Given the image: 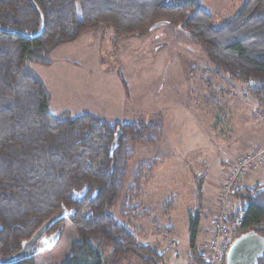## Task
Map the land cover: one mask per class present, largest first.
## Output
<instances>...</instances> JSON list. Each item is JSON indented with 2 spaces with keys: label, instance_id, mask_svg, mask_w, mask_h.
Wrapping results in <instances>:
<instances>
[{
  "label": "trees",
  "instance_id": "1",
  "mask_svg": "<svg viewBox=\"0 0 264 264\" xmlns=\"http://www.w3.org/2000/svg\"><path fill=\"white\" fill-rule=\"evenodd\" d=\"M46 27L36 39L0 31V264L24 245L51 218L62 221L46 237L70 224L78 238L67 264H106L91 241L112 249L115 259L155 251L138 243L113 211L124 196L134 151L127 144L155 143L162 127L110 125L94 115L55 116L49 93L29 68L45 62L55 49L76 42L101 26L120 40L148 36L162 24H180L208 60L264 105V0H246L227 23L215 27L199 2L163 0H34ZM0 27L35 36L42 20L30 0H0ZM120 135L113 151L116 137ZM264 186L240 189L245 233L264 241ZM199 218L191 223L195 247ZM244 233V234H245ZM42 250V249H41ZM16 264H32L42 253ZM194 259L203 261L199 254ZM264 264V254L258 258Z\"/></svg>",
  "mask_w": 264,
  "mask_h": 264
},
{
  "label": "rangeland",
  "instance_id": "2",
  "mask_svg": "<svg viewBox=\"0 0 264 264\" xmlns=\"http://www.w3.org/2000/svg\"><path fill=\"white\" fill-rule=\"evenodd\" d=\"M195 1L220 27L246 0ZM184 23L158 25L148 36L120 40L111 27L101 26L55 49L45 62L28 65L44 83L55 116L91 114L110 125L162 127L155 143L127 138L134 156L124 196L113 211L138 243L155 253L115 259L110 247L92 240L106 264H210L205 253L213 240L210 226L227 167L256 148L264 149V105L248 94L245 84L208 60L184 30L188 24L181 28ZM257 186L264 184L247 189ZM230 202L234 213L242 207L235 196ZM196 217L199 226L191 248ZM46 238L32 264H67L78 242L71 225Z\"/></svg>",
  "mask_w": 264,
  "mask_h": 264
},
{
  "label": "built area",
  "instance_id": "3",
  "mask_svg": "<svg viewBox=\"0 0 264 264\" xmlns=\"http://www.w3.org/2000/svg\"><path fill=\"white\" fill-rule=\"evenodd\" d=\"M264 168V149H254L239 157L227 167L223 183L220 186L218 211L212 216L210 226L213 240L205 255L210 264H224L226 253L232 242L244 234L242 214L229 210L230 200L242 189L251 172Z\"/></svg>",
  "mask_w": 264,
  "mask_h": 264
},
{
  "label": "water",
  "instance_id": "4",
  "mask_svg": "<svg viewBox=\"0 0 264 264\" xmlns=\"http://www.w3.org/2000/svg\"><path fill=\"white\" fill-rule=\"evenodd\" d=\"M32 4L34 5L35 9L39 13V16L42 20V27L39 33L35 36H26L16 31H11L5 28L0 27V31L12 33L21 37H24L26 39H36L39 38L46 27L44 16L39 9V7L36 5L34 0H30ZM189 22V19L181 26V28H184ZM120 135L116 137V140L114 142L113 151L117 148V143L119 140ZM264 189H261L258 191L261 192ZM65 215L64 213H60L53 218H51L49 221H47L36 233L35 235L24 245L21 252L16 254L13 257H10L4 261H2V264H16L24 260L31 259L34 257L38 252L43 249L45 242L47 241V238H45V235L47 232L53 228L57 223L62 221L64 219ZM264 254V241L260 239L256 234L254 233H245L236 238L232 244L230 245L226 256L224 264H258V258Z\"/></svg>",
  "mask_w": 264,
  "mask_h": 264
},
{
  "label": "crops",
  "instance_id": "5",
  "mask_svg": "<svg viewBox=\"0 0 264 264\" xmlns=\"http://www.w3.org/2000/svg\"><path fill=\"white\" fill-rule=\"evenodd\" d=\"M253 149V148H252ZM263 175H264V171H261V170H255L253 171L250 175H249V185L245 188H250L254 183L256 185H261V184H264V181H262V178H263ZM252 181V183H251ZM251 183V185H250ZM216 203V201L214 202Z\"/></svg>",
  "mask_w": 264,
  "mask_h": 264
}]
</instances>
